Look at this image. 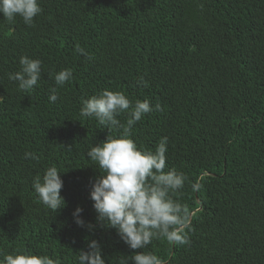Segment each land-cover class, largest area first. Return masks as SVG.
<instances>
[{
  "label": "trees",
  "instance_id": "1",
  "mask_svg": "<svg viewBox=\"0 0 264 264\" xmlns=\"http://www.w3.org/2000/svg\"><path fill=\"white\" fill-rule=\"evenodd\" d=\"M39 4L34 26L0 13V252L27 250L76 264L95 239L105 264L141 251L165 264H264V0ZM21 56L42 61L40 80L27 92L7 75L20 69ZM62 69L73 77L57 86ZM141 77L147 87L137 83ZM54 87L58 99L50 102ZM106 89L133 104L161 105L134 125L131 139L155 151L168 137L165 171L187 176L172 194L189 217L187 244L161 238L133 250L98 223L90 191L101 173L86 154L122 130L81 117L80 108ZM26 152L39 160L25 159ZM49 166L63 180L66 203L57 213L32 188ZM78 206L84 227L74 223Z\"/></svg>",
  "mask_w": 264,
  "mask_h": 264
},
{
  "label": "clouds",
  "instance_id": "2",
  "mask_svg": "<svg viewBox=\"0 0 264 264\" xmlns=\"http://www.w3.org/2000/svg\"><path fill=\"white\" fill-rule=\"evenodd\" d=\"M42 11L39 0H0V13L8 22H14L18 16L25 25L34 26V18ZM76 51L91 59L79 45ZM19 64L20 69L8 73V79L17 82L19 90L31 91L40 80L42 61L21 56ZM72 77L71 69H62L54 76L55 84L63 86ZM137 83L148 86L142 77ZM57 99L58 92L54 87L50 90L49 101ZM153 110H162L161 105L158 103L153 109L147 99L136 100L133 104L124 93L107 89L84 99L80 108L81 117L94 118L108 131L122 130L118 136L108 135L104 142L93 145L86 156L101 173L90 191L96 219L102 227L115 229L120 239L133 250L146 249L153 239L164 238L173 245L188 243L184 229L189 217L184 206L172 195L184 187L187 176L174 168L165 171L168 137L160 139L155 151H145L131 139L134 125ZM122 113L128 114L123 124L118 119ZM24 158L39 160L32 152H26ZM60 173L56 166H49L42 177L37 175L32 180V188L40 202L56 213L66 203L61 196L63 180ZM200 187L199 183H192L193 191ZM198 202L202 203L201 199ZM82 212L78 206L72 213L78 227L85 226ZM94 227L88 225L89 231ZM129 261L133 264H165L151 251L136 252L130 260L122 257L119 264H129ZM0 264H61V261L20 250L7 254L0 252ZM76 264H105L100 243L89 240L87 248L78 252Z\"/></svg>",
  "mask_w": 264,
  "mask_h": 264
}]
</instances>
